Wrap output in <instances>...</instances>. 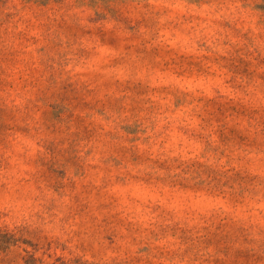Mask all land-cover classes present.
Returning <instances> with one entry per match:
<instances>
[{"label":"rangeland","instance_id":"374dc122","mask_svg":"<svg viewBox=\"0 0 264 264\" xmlns=\"http://www.w3.org/2000/svg\"><path fill=\"white\" fill-rule=\"evenodd\" d=\"M0 264H264V0H0Z\"/></svg>","mask_w":264,"mask_h":264}]
</instances>
